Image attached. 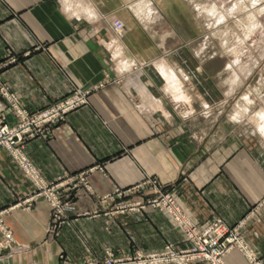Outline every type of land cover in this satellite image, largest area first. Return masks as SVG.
<instances>
[{"label":"crops","instance_id":"1","mask_svg":"<svg viewBox=\"0 0 264 264\" xmlns=\"http://www.w3.org/2000/svg\"><path fill=\"white\" fill-rule=\"evenodd\" d=\"M100 2L95 5L99 18L88 21L86 16L94 19L97 14L82 8L76 11L77 19L62 0H0V81L21 108L35 111L74 89L103 84L88 97L86 106L70 112L65 121L24 148L47 183L88 172L89 195L81 191L73 197L75 213L65 215L55 237L46 230L51 219L43 201L7 216L16 245L25 246L0 264H54L60 253L78 261L87 255L101 257L106 251L150 253L168 243L179 250L188 248L181 232L158 211L106 215L118 204L146 201L151 187H136L151 178L173 186L184 215L198 226L215 218L228 227L244 221L241 236L264 264V206L247 217L264 196L263 165L226 139L200 155L187 141L176 138L177 133L163 129L171 122L166 102L153 94L167 92L150 84L151 56L142 54L141 65L128 51L131 60H138L134 67L141 73L136 77L127 71L124 78L119 76L110 54L118 39L113 40L108 19L118 18L123 2ZM159 71L165 76L170 72L167 67ZM3 117L8 124L14 121L7 112ZM129 189L132 193L123 199L107 198L115 190ZM31 190V183L0 148V209L25 199ZM90 212L99 214L81 215ZM225 263L247 261L234 250Z\"/></svg>","mask_w":264,"mask_h":264},{"label":"rangeland","instance_id":"2","mask_svg":"<svg viewBox=\"0 0 264 264\" xmlns=\"http://www.w3.org/2000/svg\"><path fill=\"white\" fill-rule=\"evenodd\" d=\"M100 1L102 0H62V5L77 19L80 17L76 15V11L86 8L97 14L94 19L86 16L88 21H96L100 12L95 5H102ZM121 1L123 7H120L118 18L108 19L113 40L118 39V46H113L110 54L116 61L118 74L122 78L127 75V71L138 77L141 70L135 68L137 65L134 63L139 59L141 65L145 63L141 61L144 59L142 54L151 56L148 58L152 59L149 65L150 84L155 89L165 87L167 92L153 94L155 98L162 96L166 102V112L171 122H166L163 129L177 133L176 138L187 141L200 155L219 140L226 139L231 145L237 143L251 152L264 167V0ZM120 23L122 27L116 31ZM128 51L138 60H131L127 56ZM165 67L170 70L168 76L159 71V68ZM102 85L74 89L41 109L28 111L20 107L17 98L0 81V101L4 106L0 109V129L16 127L19 119L16 109L31 118L58 108L61 116L53 124L41 126L34 135H26L21 140L3 137L0 144V148L8 153L32 185V190L25 199L0 209V261L10 259L19 248L25 246L16 245L12 229L5 221L7 216L20 210L29 211L32 205L43 201L51 219L46 230L55 237L66 222L65 215L75 213L73 197L79 196L81 191L89 195L88 172L47 183L26 157L24 148L30 141L43 137L65 121L70 112L86 106L88 97ZM71 100H77L74 107L63 109V112L61 108H68ZM5 112L13 117L12 123L5 121ZM160 115L156 113V117L163 121L164 118ZM25 166L31 167L34 175L26 172ZM34 178L41 183H37ZM147 180L136 187H151V195L146 201L118 204L106 215L151 209L164 214L184 236L181 219L188 218L178 205L173 186H162L155 178ZM131 193V189L115 190L107 198L123 199ZM263 206L264 196L249 211L247 217L258 213ZM98 214L90 212L81 215L96 217ZM216 222L223 225L227 231L226 236L233 233L238 239L229 245V251L223 258L224 264L226 257L234 250L242 253L247 264H260L255 252L249 249L241 236L244 221L228 227L219 218L203 226L189 220L193 229L199 231ZM109 224L106 222V227ZM184 240L189 243V247L182 250L168 243L161 250L150 253L135 250L132 253L114 254L106 251L101 257L87 255L80 261L71 255L60 253L54 264H150V256L161 258L156 264H210L205 260L186 262V258L181 259L183 252L192 247L185 236ZM238 241L244 246L240 247Z\"/></svg>","mask_w":264,"mask_h":264},{"label":"built area","instance_id":"3","mask_svg":"<svg viewBox=\"0 0 264 264\" xmlns=\"http://www.w3.org/2000/svg\"><path fill=\"white\" fill-rule=\"evenodd\" d=\"M69 102L70 105H67L68 108H61L62 111L63 109L68 110L74 107L73 104H75L77 100H71ZM16 111L19 112L17 125L13 129H8L6 127L0 129V144L3 140V137H6V139L7 137H16L18 140H21L26 135H34L41 126L48 123L53 124L61 117L59 115L60 111L58 108L57 110L47 111L42 115L33 116L31 118H29L26 113L20 112L19 109H16ZM21 159L24 158L21 157ZM25 171L29 173L31 172L33 174L31 167L25 166ZM37 183H41V181H37ZM154 204L156 205V203ZM181 221V226L185 230L184 236L192 243V247L183 252L184 256H182L181 259L186 258V262L189 260L198 259L205 260L210 264H224L223 258L229 251V245L234 243L235 240H238L235 234L230 233L227 235V237V231H225L223 225L220 222L212 223L202 231H199L197 229H193L188 219H181ZM241 243L242 242L238 241L240 247L242 246ZM167 250L171 251L169 248ZM149 260L152 264H156L161 261V258L159 256H150ZM182 264L184 263L182 262Z\"/></svg>","mask_w":264,"mask_h":264},{"label":"bare ground","instance_id":"4","mask_svg":"<svg viewBox=\"0 0 264 264\" xmlns=\"http://www.w3.org/2000/svg\"><path fill=\"white\" fill-rule=\"evenodd\" d=\"M82 9V8H81ZM85 12V11H84ZM79 13V12H78ZM80 15V14H79ZM122 27V25H121V23L118 25V28L116 29V31H118L120 28ZM126 30V29H125ZM122 32V31H121ZM130 45V44H129ZM135 48V47H134ZM147 57V56H146ZM243 243H241V245H242ZM242 246H244V245H242Z\"/></svg>","mask_w":264,"mask_h":264}]
</instances>
